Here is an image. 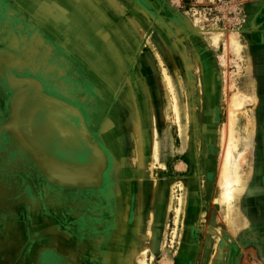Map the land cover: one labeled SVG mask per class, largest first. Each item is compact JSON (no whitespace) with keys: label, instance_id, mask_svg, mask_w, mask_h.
I'll use <instances>...</instances> for the list:
<instances>
[{"label":"rangeland","instance_id":"rangeland-1","mask_svg":"<svg viewBox=\"0 0 264 264\" xmlns=\"http://www.w3.org/2000/svg\"><path fill=\"white\" fill-rule=\"evenodd\" d=\"M244 1L0 0V48L19 53L34 45L24 55L29 66L18 75L36 77L46 91L79 103L107 157L102 156L98 187L54 183L4 133L0 182L10 186L12 198L0 196V213L7 212L0 216V264H38L41 246L68 247L77 237L90 255L84 264H260L253 252L243 253L222 235L211 218L199 219L210 208L224 224L231 218L228 204L218 201L231 111L234 156L244 157L242 178L252 158L254 100L245 82ZM234 37L242 42L239 53ZM132 94L140 107L152 102L155 116L142 118L143 132L148 138L153 120L159 142L157 162L147 144L140 188L127 100ZM236 94L245 100L235 108ZM0 97L2 120L10 97L5 81ZM40 140L45 143L41 135ZM125 181L129 186L123 188ZM22 190L29 194L21 195ZM127 192L123 219L119 208L126 206Z\"/></svg>","mask_w":264,"mask_h":264},{"label":"flooded vegetation","instance_id":"flooded-vegetation-1","mask_svg":"<svg viewBox=\"0 0 264 264\" xmlns=\"http://www.w3.org/2000/svg\"><path fill=\"white\" fill-rule=\"evenodd\" d=\"M30 47L34 48V45L30 44ZM31 48L26 52L32 50ZM26 52L18 53L10 49L0 48V83L5 81L10 89V97L6 102L8 115L0 120V137L6 133L10 135L16 143L25 148L33 161L37 164L43 176L44 174L40 169L38 161L31 150L23 145L19 135L22 137L25 136L26 140L33 144L34 149L38 152H42L45 157H54L52 150L57 149L62 153V156L60 155V160L62 162L71 166H91L92 162L96 161L95 156L97 152L95 148L98 150L97 155H99V152L101 156L103 153L104 156L106 154L101 148L100 142L97 141L95 134L88 130L81 105L79 103L67 101L50 91H46L43 82L36 77L18 75V72L24 71V68L29 66L24 59ZM4 56L11 58L12 65L9 66V68L6 65ZM22 96H24V99L19 109L20 115L12 118V113L17 110L16 108L21 102ZM33 109H36L35 115L33 114L32 117H30ZM75 116L79 118L78 126H75V123L71 121ZM5 122H9L7 128H3ZM16 126L18 130H13ZM19 130L23 132L24 136ZM40 135L44 137L45 143L40 140ZM36 139H38L39 142ZM36 145H38V147ZM54 158L57 159V157ZM80 158H82V160H80ZM90 160L92 161L91 163H89ZM101 176L102 182L95 185V187L103 184V172ZM9 189L10 186L8 184L0 182V190H5L3 193L0 191V196L6 197L11 195ZM27 194L29 193L25 190L21 191V195L27 196ZM6 198L9 199L12 197L8 196ZM5 215H7V212L3 210L0 216L3 217ZM77 240H79L78 237ZM77 240L76 244L73 242L68 247L56 248L52 245L46 247L41 246L38 255H36V261H38V264H84L85 257L87 256L89 258L90 255H86V249L79 245L80 242H77ZM102 240L103 239H98L96 241L101 242ZM95 247H97V245H95Z\"/></svg>","mask_w":264,"mask_h":264},{"label":"crops","instance_id":"crops-1","mask_svg":"<svg viewBox=\"0 0 264 264\" xmlns=\"http://www.w3.org/2000/svg\"><path fill=\"white\" fill-rule=\"evenodd\" d=\"M244 3L243 43L249 58L245 82L247 92L254 100L251 114L254 127L248 142L252 158L229 211V222H221L211 208L199 219L211 218V223L224 231L222 235L238 244L243 253L253 252L256 262L264 264V0H246Z\"/></svg>","mask_w":264,"mask_h":264},{"label":"bare ground","instance_id":"bare-ground-1","mask_svg":"<svg viewBox=\"0 0 264 264\" xmlns=\"http://www.w3.org/2000/svg\"><path fill=\"white\" fill-rule=\"evenodd\" d=\"M132 24L135 26L134 23H132ZM214 39H215V42H218L219 39H220V35H216L214 37ZM232 43L234 44V48H236V50L239 53V51L242 48V42L240 41V39L234 37L232 39ZM110 48H111V45H110ZM123 65L124 64L120 60L117 61V66L119 68H122ZM164 72H165V70H164ZM165 77H166V79L168 81L169 89L171 91H174L173 90V85H172L171 78H170V76L166 72H165ZM115 78H116V81H117V77H115ZM147 87H149V86H147ZM146 92H148V91H146ZM127 93H129V92H127ZM173 98H174L173 111L175 113L176 118L178 119L179 118L178 102H177L176 97H173ZM23 99H24V96L21 97V100H20L21 102L18 104V106L16 108L17 110L20 109V106L22 104ZM127 100H128V102L130 103V105L132 107V112H131V130H132V134H134V136H135V139L134 140H136V144L135 145H136V153L137 154L135 153L136 156H134L135 157V166H136V167L135 166L134 167L138 169V172L139 171L142 172L143 171V168L146 166V164H145V160H146L145 150L147 149V144H148V146H150V149L152 151V155H153V158L155 159V162H157L159 160V142H158V139H157L158 132H157L156 126L154 125V121L153 120H152L151 132H150L149 137L147 138V134H145V132H143V120H142V118L144 116L148 115V113L149 114H152V116L154 117L155 116L154 107L151 104L152 102L151 103L150 102H148V103L145 102L144 106L140 107L139 106V103H138L139 100L137 102V97L134 94H132V96L130 98H127ZM244 100H245V97L236 94L235 95V99H234V107L236 108V107L242 106ZM230 113H231V115L229 117V121H228V125H227V133H228V136H226V140H225V144H224V148H223L224 153H223V160H222L221 169H220V187H221V193H220V198L218 199L219 203L228 204L229 210L233 208V204L232 203L234 201L235 195L240 190V187L242 186V183L244 181V179L241 176L240 169H239L240 166H241V162H244V157L239 156L238 158H235V156H234V150L236 149V146H237V144L235 142L234 128H233V125H234V118L233 117H234V113L235 112L234 111H231ZM71 121L73 123H75V126H78L79 125V118H77L76 116ZM144 122H145V120H144ZM145 130H146V128H145ZM250 134L251 133H249V135ZM36 140L39 142L38 139H36ZM36 146L38 147V145H36ZM95 150H96V152L98 154V150L96 148H95ZM52 151L54 153L53 156L54 157H57V159L60 160L61 159V156H62L61 155L62 153L59 150H57V149H53ZM36 152H38V151H36ZM50 154H52V153H50ZM58 155H59V157H58ZM102 156L104 157V154ZM102 156H101V153L99 152V155H96L95 156V158H96V161L95 162H92L91 160L89 161V163L92 162V165L90 167V171L89 172H86V173L82 172V173H80L78 171V169H79L78 167H82V165H80V166H71V167L69 166V167H65L66 170H63L64 172L63 171L62 172H59L61 174L59 176H57V177H58L59 180H61L62 182H65V183L87 182V183H90L91 185H93V184H95L99 180L100 175H101V168L103 166ZM98 158H99V160H98ZM80 160H82V158H80ZM132 160H133L132 163H134V159H132ZM40 161H41V163L43 165L42 159H40ZM47 164H48L47 166H50V167H47V168L52 169L54 172L56 171V169H53L55 167H53V166L50 165V162H48ZM76 168H78L77 171L76 172H72V171H75ZM68 169H71L72 170L70 174H68L69 173V170ZM125 180H127V179H125ZM137 181L139 182V186L138 187L140 188L141 187V184L143 182V176L140 175V172L137 175ZM61 184H63V185H71V184H64V183H61ZM128 186H129V182L128 181H125V183H123V188L124 187L126 188ZM246 186H247V184H246ZM129 197H130V193L127 192L126 195H125V197H124V203H125V205L128 203ZM127 207L128 206L126 205L124 207H120L119 208L120 216H122L123 219H125L127 217L126 216L127 215V213H126L127 212ZM141 207H142L141 198H139L138 199V206H137L138 213H140L139 210L141 209ZM178 210H179V208H178ZM135 220L137 222V226L135 228H139V226L141 224V221H142L141 214L138 215ZM119 245L121 246V248L124 246L123 240L120 239ZM137 250L138 249L136 247H133L132 248L131 253H132L133 256L135 255V253H137ZM142 250H144L146 252L147 247L146 246L143 247Z\"/></svg>","mask_w":264,"mask_h":264},{"label":"water","instance_id":"water-1","mask_svg":"<svg viewBox=\"0 0 264 264\" xmlns=\"http://www.w3.org/2000/svg\"><path fill=\"white\" fill-rule=\"evenodd\" d=\"M4 59L6 60L5 62H6V65L8 66V68H9V66H11L12 65V62H11V58L10 57H7V56H4ZM36 110V109H35ZM35 110L33 109L32 110V112H31V114H30V117H32V115L34 114L35 115ZM20 115V110H16L15 112H13L12 113V118H14V116L16 117V116H19ZM9 122H5V124H3V128H7V124H8ZM18 130V128H17V126L13 129V130ZM20 131V130H19ZM22 134H23V132L22 131H20ZM23 136H24V134H23ZM20 138L22 139V143H23V145L25 146V147H27V148H29L30 150H31V152L33 153V155H34V157L36 158V160L38 161V164H39V166H40V169L42 170V172H43V174H44V176L47 178V179H49V180H51V181H53V182H59V184H61V183H64V184H71V185H76L77 187H79V188H90V187H93V186H95V185H91L90 183H87V182H80V183H65V182H62L61 180H59L58 179V177L57 176H59L61 173H59V172H62L63 170H66L65 169V167H71V165H69V164H67V163H64V162H62L61 160H59V159H55L54 157H49V156H47V157H45L43 154H42V152H36L37 150H35L34 149V147H33V144H31V143H29L28 142V140H26V137L24 136V137H22L21 135H20ZM24 138V139H23ZM40 159H42V161H43V165H42V163H41V161H40ZM47 161V162H46ZM45 162V163H44ZM48 162H50V165L51 166H53V167H55V168H53V169H56V171L54 172L52 169H50V168H47V167H50V166H47L48 164ZM90 167L91 166H82V167H78V168H76V170L75 171H72L71 169H68L69 170V173L68 174H70L71 173V171L72 172H76L77 171V169H78V171L80 172V173H82V172H84V173H86V172H89L90 171ZM46 168V169H45ZM104 169V168H103ZM64 172V171H63ZM103 172V171H102ZM71 185H67V186H71Z\"/></svg>","mask_w":264,"mask_h":264}]
</instances>
